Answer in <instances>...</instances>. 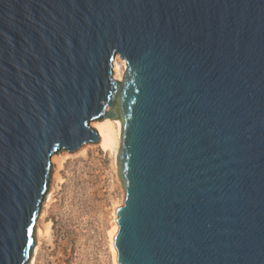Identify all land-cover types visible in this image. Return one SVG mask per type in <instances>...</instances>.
<instances>
[{
  "label": "water",
  "instance_id": "95a60500",
  "mask_svg": "<svg viewBox=\"0 0 264 264\" xmlns=\"http://www.w3.org/2000/svg\"><path fill=\"white\" fill-rule=\"evenodd\" d=\"M105 118L116 264H264V0H0V264Z\"/></svg>",
  "mask_w": 264,
  "mask_h": 264
},
{
  "label": "rangeland",
  "instance_id": "374dc122",
  "mask_svg": "<svg viewBox=\"0 0 264 264\" xmlns=\"http://www.w3.org/2000/svg\"><path fill=\"white\" fill-rule=\"evenodd\" d=\"M97 143L63 150L61 164L52 163L47 194L52 190L53 226L50 238L41 239L36 264H113L109 238L124 191L113 153Z\"/></svg>",
  "mask_w": 264,
  "mask_h": 264
},
{
  "label": "bare ground",
  "instance_id": "6f19581e",
  "mask_svg": "<svg viewBox=\"0 0 264 264\" xmlns=\"http://www.w3.org/2000/svg\"><path fill=\"white\" fill-rule=\"evenodd\" d=\"M126 67L125 61L120 59L118 56L114 60V66H113V72L115 78H121L124 69ZM91 126L96 130L97 135L99 137L97 146L102 151H111L113 153V156L115 158L116 150L119 147V137H118V122L117 121H110L109 118L102 119L101 121L93 120L91 122ZM51 162L56 163L57 165L61 164V159H58L57 154H53L51 156ZM47 199V200H46ZM46 201L43 203V209L41 210L40 217L38 219V223L36 224V246L35 251L31 260L30 264H36L38 253L40 250V242L43 238H50L51 232H52V226L53 222L50 218L51 214L48 211V207L50 203L52 202V190L46 195ZM118 229L117 223H115L112 226L111 232H110V248L112 251V260L113 264L115 263V250L112 246V236L116 233Z\"/></svg>",
  "mask_w": 264,
  "mask_h": 264
}]
</instances>
